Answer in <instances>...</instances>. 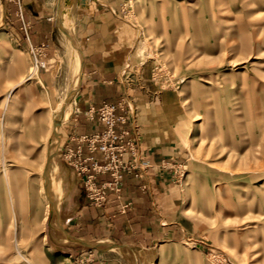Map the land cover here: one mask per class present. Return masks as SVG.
<instances>
[{"label": "rangeland", "instance_id": "374dc122", "mask_svg": "<svg viewBox=\"0 0 264 264\" xmlns=\"http://www.w3.org/2000/svg\"><path fill=\"white\" fill-rule=\"evenodd\" d=\"M70 1L87 0H59L64 47L41 57L49 68L33 70V56L12 41L0 8V264H80L88 251L62 259L44 238L72 186L59 153L61 128L83 110ZM112 1L135 35L120 72L146 98L135 118L173 147L163 159L171 165L159 168L175 186L174 213L163 218L156 241L163 243L141 252L153 264H264V0ZM49 154L64 179L52 204ZM113 251L121 264H134L133 251Z\"/></svg>", "mask_w": 264, "mask_h": 264}, {"label": "crops", "instance_id": "0c3cea01", "mask_svg": "<svg viewBox=\"0 0 264 264\" xmlns=\"http://www.w3.org/2000/svg\"><path fill=\"white\" fill-rule=\"evenodd\" d=\"M59 4V0H0L2 22L12 41L27 52L30 46L45 43V55L55 57L64 47V34L58 27ZM69 4H74L68 6L71 12L67 24H73L74 39L78 43L75 48L80 57V74L76 93L83 105L82 111L90 104L118 101L131 90V86L120 80V72L128 64L135 45L130 25L115 14L112 0H87L82 5L70 1ZM72 55L73 51L70 56L67 54V66ZM50 64V60H46L45 67L49 68ZM25 78L33 77L27 73ZM136 90V87L131 90L134 105H147L146 98ZM132 125L153 169L141 179L125 174L120 199L115 200L110 194L108 201L100 207L87 199L77 172L62 154L66 145H76L75 137L93 134L102 126L96 118L80 113L61 128L59 153L72 171V186L65 188L56 211L57 227L49 222L44 233L47 246L58 257L75 260L80 251L82 254L88 250L92 257L85 264H121L113 251L121 248L126 253L134 252V264H153L155 261L149 253L141 251L163 243L156 242L157 236L164 231L163 218L174 213L175 186L167 181L158 166L172 154L173 147L157 129L143 127L136 118ZM83 148L86 151L84 144ZM101 179L107 180L108 176L102 175ZM121 203H128L124 212L119 210ZM105 242L117 246L111 245V251L93 247Z\"/></svg>", "mask_w": 264, "mask_h": 264}, {"label": "built area", "instance_id": "2783aa9c", "mask_svg": "<svg viewBox=\"0 0 264 264\" xmlns=\"http://www.w3.org/2000/svg\"><path fill=\"white\" fill-rule=\"evenodd\" d=\"M25 25V24H24ZM47 44L30 46L34 66L43 65L41 57L45 55ZM135 105L126 95L115 102L90 104L82 113L88 118H96L102 126L100 131L90 135L74 138V147L66 145L63 158L77 172L87 199L94 206H103L114 195L120 199L123 177L129 174L134 178H144L153 169V165L142 151L137 131L133 127ZM83 144L86 151H84ZM171 165L162 160L158 166L165 168ZM107 175V180L101 176ZM128 203H121L119 210L124 212ZM79 258L85 264L92 257L90 251Z\"/></svg>", "mask_w": 264, "mask_h": 264}, {"label": "bare ground", "instance_id": "6f19581e", "mask_svg": "<svg viewBox=\"0 0 264 264\" xmlns=\"http://www.w3.org/2000/svg\"><path fill=\"white\" fill-rule=\"evenodd\" d=\"M45 63H46V60L43 61V65L45 66ZM77 68H78V63L76 62V65H75ZM37 69V67H32L31 69ZM77 73V72H76ZM77 82V78L75 77L74 80H73V85H75ZM70 103V102H69ZM74 104V103H73ZM71 106V105H70ZM69 111L68 109H66L64 111L63 114H67ZM59 122H55L54 121V125H53V128H52V132H53V137H54V133H55V130H56V127L58 125ZM48 159L49 161L47 162V166L48 169L50 170V173L51 174V177L47 176V186L49 188H51V192L48 194V199L47 201H51V204H52V196H55V198L58 200L61 198L62 194H63V186H62V183H63V176H60L59 173L57 174V168H58V163L56 161H54V159L50 158V154L48 155ZM213 191V190H212ZM219 192V191H217ZM206 200L204 199V196L202 197V202H205ZM52 210V209H51ZM57 220V219H56ZM58 225V224H57ZM57 227V226H56ZM57 229V228H56Z\"/></svg>", "mask_w": 264, "mask_h": 264}]
</instances>
